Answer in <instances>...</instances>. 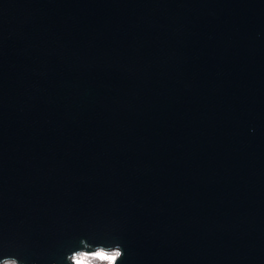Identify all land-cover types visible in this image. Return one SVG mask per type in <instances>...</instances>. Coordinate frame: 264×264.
Wrapping results in <instances>:
<instances>
[{
    "label": "water",
    "instance_id": "obj_1",
    "mask_svg": "<svg viewBox=\"0 0 264 264\" xmlns=\"http://www.w3.org/2000/svg\"><path fill=\"white\" fill-rule=\"evenodd\" d=\"M112 249L264 264V0H0V264Z\"/></svg>",
    "mask_w": 264,
    "mask_h": 264
},
{
    "label": "rangeland",
    "instance_id": "obj_2",
    "mask_svg": "<svg viewBox=\"0 0 264 264\" xmlns=\"http://www.w3.org/2000/svg\"><path fill=\"white\" fill-rule=\"evenodd\" d=\"M118 250L112 249L108 251H97L95 253H86L81 252L74 256V260L76 261V264H113L114 261H110L108 259L101 258L98 254L102 253L104 256H112L114 255Z\"/></svg>",
    "mask_w": 264,
    "mask_h": 264
},
{
    "label": "snow or ice",
    "instance_id": "obj_3",
    "mask_svg": "<svg viewBox=\"0 0 264 264\" xmlns=\"http://www.w3.org/2000/svg\"><path fill=\"white\" fill-rule=\"evenodd\" d=\"M98 255H99L101 258L108 259V260H110V261H115L116 257L120 256L121 253H120V252H116L114 255H112V256H110V257H108V256H104V254H102V253H99Z\"/></svg>",
    "mask_w": 264,
    "mask_h": 264
},
{
    "label": "built area",
    "instance_id": "obj_4",
    "mask_svg": "<svg viewBox=\"0 0 264 264\" xmlns=\"http://www.w3.org/2000/svg\"><path fill=\"white\" fill-rule=\"evenodd\" d=\"M117 250V249H116ZM119 252V251H118ZM2 264H17V263H2Z\"/></svg>",
    "mask_w": 264,
    "mask_h": 264
},
{
    "label": "clouds",
    "instance_id": "obj_5",
    "mask_svg": "<svg viewBox=\"0 0 264 264\" xmlns=\"http://www.w3.org/2000/svg\"><path fill=\"white\" fill-rule=\"evenodd\" d=\"M122 256H123V252H122Z\"/></svg>",
    "mask_w": 264,
    "mask_h": 264
},
{
    "label": "bare ground",
    "instance_id": "obj_6",
    "mask_svg": "<svg viewBox=\"0 0 264 264\" xmlns=\"http://www.w3.org/2000/svg\"><path fill=\"white\" fill-rule=\"evenodd\" d=\"M119 251V250H118Z\"/></svg>",
    "mask_w": 264,
    "mask_h": 264
}]
</instances>
